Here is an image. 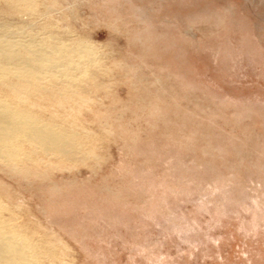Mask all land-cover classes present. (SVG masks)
Listing matches in <instances>:
<instances>
[{
	"label": "rangeland",
	"instance_id": "obj_1",
	"mask_svg": "<svg viewBox=\"0 0 264 264\" xmlns=\"http://www.w3.org/2000/svg\"><path fill=\"white\" fill-rule=\"evenodd\" d=\"M0 65L70 139L0 156L31 264H264V0H0Z\"/></svg>",
	"mask_w": 264,
	"mask_h": 264
},
{
	"label": "bare ground",
	"instance_id": "obj_2",
	"mask_svg": "<svg viewBox=\"0 0 264 264\" xmlns=\"http://www.w3.org/2000/svg\"><path fill=\"white\" fill-rule=\"evenodd\" d=\"M29 59L34 61L40 54L32 55ZM4 68L0 65V75ZM35 69L30 66L25 73H33ZM16 89V88H15ZM24 137L26 140L39 145L44 150L52 149L66 152L70 139L51 125L39 121L33 114L22 110H13L0 100V156L9 153L14 147V139ZM28 244L10 234L0 225V264H31L27 258Z\"/></svg>",
	"mask_w": 264,
	"mask_h": 264
}]
</instances>
